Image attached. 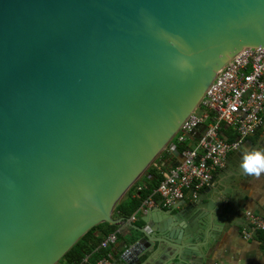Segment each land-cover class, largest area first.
I'll return each mask as SVG.
<instances>
[{
	"label": "water",
	"instance_id": "obj_1",
	"mask_svg": "<svg viewBox=\"0 0 264 264\" xmlns=\"http://www.w3.org/2000/svg\"><path fill=\"white\" fill-rule=\"evenodd\" d=\"M248 48H264V0H0V264H58L120 222ZM139 231L126 264L159 241Z\"/></svg>",
	"mask_w": 264,
	"mask_h": 264
},
{
	"label": "crops",
	"instance_id": "obj_2",
	"mask_svg": "<svg viewBox=\"0 0 264 264\" xmlns=\"http://www.w3.org/2000/svg\"><path fill=\"white\" fill-rule=\"evenodd\" d=\"M255 151L264 152V129L228 156L211 185L187 189L176 206L139 208L135 219L114 217L123 219L114 224L118 241L111 249L112 263L126 264L121 259L125 243L143 237L139 228H144L159 241L138 264H264L263 238L243 234L251 229L246 211L264 216V173L247 175L241 167L244 156Z\"/></svg>",
	"mask_w": 264,
	"mask_h": 264
},
{
	"label": "built area",
	"instance_id": "obj_3",
	"mask_svg": "<svg viewBox=\"0 0 264 264\" xmlns=\"http://www.w3.org/2000/svg\"><path fill=\"white\" fill-rule=\"evenodd\" d=\"M224 125L235 133L229 141L222 135ZM264 129V48H248L238 54L218 76L202 100L200 108L183 125L168 150L173 152L174 142L189 147L179 156L141 208L176 206L185 191H199L213 183L217 170L228 156L256 131ZM251 229L243 231L252 239L255 233L264 240V216L246 211ZM135 219V216H132ZM118 241V232H110L100 244L106 253L96 264H113L112 247ZM88 262V257L83 263Z\"/></svg>",
	"mask_w": 264,
	"mask_h": 264
},
{
	"label": "trees",
	"instance_id": "obj_4",
	"mask_svg": "<svg viewBox=\"0 0 264 264\" xmlns=\"http://www.w3.org/2000/svg\"><path fill=\"white\" fill-rule=\"evenodd\" d=\"M222 135L229 141H233L236 137L232 128L227 125L223 126ZM174 144V151L170 152L168 148L164 150L143 176L130 188L125 197L116 206L114 217H131L141 208L142 203L153 195L154 190L164 179L165 173L178 162L179 156L189 147L187 144H178L176 142ZM100 228H103V231L97 233ZM114 231V224L102 223L94 227L66 253L58 264H96L106 253V250L100 248L101 242L110 232ZM258 235L262 239V236ZM86 257H88V262L83 263Z\"/></svg>",
	"mask_w": 264,
	"mask_h": 264
},
{
	"label": "clouds",
	"instance_id": "obj_5",
	"mask_svg": "<svg viewBox=\"0 0 264 264\" xmlns=\"http://www.w3.org/2000/svg\"><path fill=\"white\" fill-rule=\"evenodd\" d=\"M241 167L245 174L259 177L264 173V152L247 153L243 158Z\"/></svg>",
	"mask_w": 264,
	"mask_h": 264
}]
</instances>
